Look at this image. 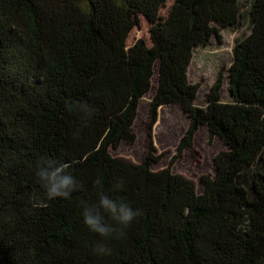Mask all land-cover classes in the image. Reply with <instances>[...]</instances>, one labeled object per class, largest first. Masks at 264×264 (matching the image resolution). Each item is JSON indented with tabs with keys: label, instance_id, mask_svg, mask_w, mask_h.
Returning a JSON list of instances; mask_svg holds the SVG:
<instances>
[{
	"label": "trees",
	"instance_id": "1",
	"mask_svg": "<svg viewBox=\"0 0 264 264\" xmlns=\"http://www.w3.org/2000/svg\"><path fill=\"white\" fill-rule=\"evenodd\" d=\"M241 1L0 0V264H264V0H245L244 13ZM242 19L250 33L233 49L231 101L219 78L199 108L193 52ZM151 89L149 128L175 105L189 119L179 151L201 127L225 147L200 195L172 173L178 156L153 171L150 152L138 164L110 152L134 145ZM41 156L70 164L82 186L45 208L34 199ZM98 179L141 213L122 237L82 222Z\"/></svg>",
	"mask_w": 264,
	"mask_h": 264
},
{
	"label": "rangeland",
	"instance_id": "2",
	"mask_svg": "<svg viewBox=\"0 0 264 264\" xmlns=\"http://www.w3.org/2000/svg\"><path fill=\"white\" fill-rule=\"evenodd\" d=\"M242 12L247 11V3L241 1ZM137 30L132 35L144 37L147 26ZM250 33L247 21L242 19L234 28L220 30L213 36L211 43L205 47H197L193 52V59L188 69L190 84L198 86L195 105L199 108L207 106V97L212 87L220 78L222 87L220 90L222 102H230L228 71L233 60V49L237 42L242 41ZM155 85V79L152 81ZM154 91H151L140 101L138 117L134 125L136 141L134 145L122 143L117 150H111L113 156L133 163H140L150 152L156 158L157 163L151 166L153 171H159L169 166L175 157L172 173L181 175L195 183L196 191L203 193L201 178L215 175L214 158L225 150L222 142L215 138L210 140L205 127H201L193 139V145L189 149L179 151V144L188 126L189 119L175 105L161 107L158 110L157 121L149 128L150 104ZM152 147V151H150Z\"/></svg>",
	"mask_w": 264,
	"mask_h": 264
},
{
	"label": "clouds",
	"instance_id": "3",
	"mask_svg": "<svg viewBox=\"0 0 264 264\" xmlns=\"http://www.w3.org/2000/svg\"><path fill=\"white\" fill-rule=\"evenodd\" d=\"M34 176L42 190L35 199V206L45 208L48 202L58 199L68 200L74 192L81 189V184L71 171V165L47 156L39 157L34 164ZM98 199L82 209L84 226L96 236L107 239L124 236L127 229L140 215L130 203L122 199H114L106 193L101 180L95 182ZM113 224L118 227H114ZM95 251L100 255H107L110 249L102 243Z\"/></svg>",
	"mask_w": 264,
	"mask_h": 264
},
{
	"label": "water",
	"instance_id": "4",
	"mask_svg": "<svg viewBox=\"0 0 264 264\" xmlns=\"http://www.w3.org/2000/svg\"><path fill=\"white\" fill-rule=\"evenodd\" d=\"M201 180V179H200Z\"/></svg>",
	"mask_w": 264,
	"mask_h": 264
}]
</instances>
